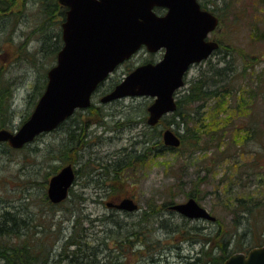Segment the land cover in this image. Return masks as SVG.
I'll use <instances>...</instances> for the list:
<instances>
[{
  "label": "rangeland",
  "instance_id": "1",
  "mask_svg": "<svg viewBox=\"0 0 264 264\" xmlns=\"http://www.w3.org/2000/svg\"><path fill=\"white\" fill-rule=\"evenodd\" d=\"M23 1L27 2L19 4L21 5L19 7L23 8V12L20 14L12 17L0 14V80H8L9 83L5 97L11 108L7 114L8 120H10L7 129L11 131L18 128L34 109L39 93L45 87L43 84L46 82V70L55 63L58 52L56 50L54 54L52 51H48L51 45L54 46L52 38H47L49 42L45 43H42L44 40H40L42 36L39 33L42 35L44 33L48 34L51 31L53 32L54 29H51V26H48L49 29L45 28V26L42 28L41 23L37 21L34 15V12H36L34 0ZM199 2L206 9H213L212 11L219 17L220 22L209 35V38H215L219 41L220 47L205 60L192 64L186 74V80L198 74L203 68L205 69L208 60L214 63L226 56V60L232 66L234 73L233 76L231 75L230 88L233 80H236V84L244 88L243 90L246 91L245 95H248L252 88L257 89L256 85H260V74L264 76V0H199ZM157 12L162 11L157 10ZM50 42L53 44H50ZM161 54V51L151 53L146 48H141L131 59L117 66L114 72L93 93L91 106L89 107L98 106L100 107L97 108L99 112L95 109L87 111L86 109L89 107L78 109L71 118L60 123L56 129L39 134L32 142L20 148L13 149L8 142L0 141V143H3L0 144V210H4V208L13 210L17 221L27 218V223L30 221L28 225L35 229L39 222L38 213L41 211L42 213L44 211L48 212L51 209L49 206H45V202L42 201L43 195L46 193L47 180L51 177L48 172L51 168L53 169V166H56V170H59L66 164L55 157L50 159L51 153L56 152L59 155L61 149L65 147V143L72 142L66 132L71 126L74 125V129H77V132H81L77 128V124L81 128L83 125L85 131L89 132L86 135L80 134L82 137H78L77 132H75V138L85 139L82 147L78 145L80 147L78 150L79 154H82L80 159L82 161L88 160L89 167H93V169L90 172V176L83 175L89 168L81 171L79 167L82 163L81 160L72 164L76 170L79 169V175H77L74 185L70 189L69 199L74 198V194L86 196L83 204L79 205L83 209V213H88L89 217L94 218H98L100 215L109 217V222L98 221L92 227L89 226L88 221L84 222L83 226L86 229L88 228L89 237H103L105 235V226L109 230V227L116 220H119V224H122L121 231L125 233L128 230L131 231L134 228L132 223L139 220V214L147 206L148 201L162 204L164 200L170 199L169 194L173 195L171 196L172 203L187 200L188 190L191 189L193 184L192 180L197 175L203 176L207 173L204 165H201L200 159L204 155H209L213 151L212 148L206 151L204 146H199V148H195L196 150L193 153L190 152L191 147L187 145L182 150L164 149L162 153L159 152L158 155L152 157L151 161L146 160L145 162L137 163V165L134 163L129 168L121 170V176L116 182L121 189L116 191L117 194L114 193L102 200L105 195H108V191H105L106 194L102 192L109 185L108 179H110L112 173L108 178L101 175L103 168L100 165H105L106 162L109 163L112 160L116 163L120 161L123 163L122 160H126L129 157L135 160L133 153L140 154L150 147L144 141V138L150 137L147 130L148 126L145 125V121L144 123L139 121L137 124L136 121L142 117H147L146 108L151 103L152 98L149 96H126L125 98L105 103L101 102L100 98L113 89L114 85L120 82L123 76L136 65L147 62V60L156 61ZM187 85L188 83H185L183 87ZM262 87L261 89H264ZM252 91L255 90L253 89ZM258 92L259 94L256 96L260 95V89ZM239 93L240 91L236 92L237 95ZM262 94L257 97L258 100L255 102L260 103L259 101L264 99L263 90ZM252 100L250 102H253ZM241 109H244L243 106ZM218 111L221 115L220 109ZM96 114L101 117L98 119L95 116ZM206 114L207 112H205V116ZM231 115L235 124H243L244 120L239 121L236 114ZM243 119L247 120L244 117ZM95 121H102L103 124H99V126L93 125ZM88 126H91V128H86ZM167 127H172L175 130V125L173 124L168 126L161 124L156 129L162 131ZM143 128L146 129L145 131L143 130L144 134L141 136ZM175 131L177 132V130ZM258 147V144L246 141L241 143V145L234 146V148L226 149L219 157L221 161L215 170L217 173L216 177H207L206 175V179L201 181L203 183L197 188L199 189V195L196 201L200 202L213 215H218L220 218L226 215L225 217L229 218L230 215L226 214L223 207L217 205L214 197V188L223 187V184L219 185L217 178L222 172L228 173L229 176H231V173H235L236 168L232 165L243 166V162H249L253 150H257ZM155 150L156 147H154L153 151ZM151 155H154V153ZM243 172V175H241L243 177L242 180L236 179L241 182L237 185H248L250 190H254L252 192L253 196L264 195V190L257 191V189H254L259 177H254L252 170L247 166H243ZM245 173L250 174L254 179L251 180L246 177ZM238 175H240L239 172H237ZM28 177L34 180L26 181ZM106 179L107 181H105ZM102 181L105 185H103ZM237 191H240V189ZM120 196L134 197L140 209L131 216L122 213L113 214L112 216L110 208L105 206V201L117 199ZM64 204H68V201ZM70 206L73 205L70 204ZM63 208H66V206ZM66 212L59 207L57 209L58 214L53 216V221L46 219V217L40 219L43 221V225L46 227L51 226V229H53L56 222L61 221L60 241L58 240L57 245H60L65 236L71 232V220L62 218L64 215L66 217ZM159 213L172 216L168 208L160 209ZM172 218L174 217H170L171 220ZM200 220H203L200 222L207 229L215 226V223H212L211 220ZM146 224L142 231H144V234L146 233L148 244L151 240L152 246L150 245V248H147L148 250L145 252L127 254V257H125L127 262L124 264H182L180 258L183 255L189 252L192 253L199 248L198 244H192L191 240H189L179 243L181 249H179L180 247L176 249L174 245L177 244L175 242L168 244L165 241L164 230L155 228L150 231L149 226ZM153 249L154 252L150 254L149 252ZM163 251H168L167 257L165 254H161L160 257L152 258L151 255L155 254V252ZM178 251L180 252L177 255ZM140 254L143 257L138 259L137 257ZM54 260H56L55 256L50 262Z\"/></svg>",
  "mask_w": 264,
  "mask_h": 264
},
{
  "label": "trees",
  "instance_id": "2",
  "mask_svg": "<svg viewBox=\"0 0 264 264\" xmlns=\"http://www.w3.org/2000/svg\"><path fill=\"white\" fill-rule=\"evenodd\" d=\"M26 2L23 0H0V14L7 17L18 15L23 12V8L19 7L21 6L19 4ZM33 3L36 4L34 15L37 21L41 23L42 28L51 26V29H54L51 33L39 34L42 36L40 40H44L42 43H45L47 38L54 39V46L50 51L55 54L62 43L59 24L65 17V8L59 4L58 0H34ZM23 5L25 6V4ZM29 58L31 59V57ZM231 68L232 66L226 60V56L214 63L208 60L205 69L203 68L198 74L185 81L188 85L182 87L178 92L176 109L171 114L163 116L154 126L145 124L148 126L147 130L150 137L144 138V141L150 146L149 149L144 150L140 154L133 153L135 160L129 157L126 160H122L123 163L121 161L116 163L110 158L111 162L100 165L103 168L101 175L108 178L112 173L110 179H108L109 185L102 192L106 194L105 191H108V195H105L106 197L104 196L102 200L114 193L117 194L116 191L121 189L116 182H118L121 170L124 168H129L134 163L137 165V163L145 162L146 160L151 161L152 157L158 155L159 152L162 153L164 149L182 150L186 145L191 147V153L199 146H204L206 151L209 148L213 149L209 155H204L200 159L201 165H204L207 173L203 176L197 175L192 180L191 189L188 190V196L196 199L199 195V189L197 188L203 183L201 181L206 179V175L207 177H216L217 173L215 170L221 161L219 157L225 150L230 149V147L234 148V146L241 145V143L246 141L258 144L259 147L257 150H253L250 161L243 162V166L251 169L254 177H259L254 189H257V191L264 190V99L259 101L260 103L255 102L258 100L257 97L263 95L262 90L264 91V89H261V86L264 88V76L260 74V85H256L257 89L252 88L250 93L245 95L246 91L243 90L244 88L234 82H232V87L230 88L229 84L233 74ZM8 85V80H0V129L7 128L10 121L7 114L11 108L5 97ZM43 85L45 86V82ZM253 89L255 91H252ZM259 89L260 95L256 96L259 94ZM237 91H240L238 95L236 94ZM253 97L256 99L254 100ZM251 99H253V102H250ZM242 106L244 109H241ZM97 108L100 107L92 106L86 110L95 109L99 112ZM219 109L222 113L221 115L218 111ZM205 112H207L206 116ZM231 114H236L237 120H244L245 123L235 124ZM95 116L98 119L101 117L99 114ZM243 117L247 120L243 119ZM140 119L144 123L145 117ZM161 124L166 126L175 125V130L181 136L180 147L169 148L164 146L160 134L161 131L156 129ZM77 128L81 132H77V129H74V125L67 129L66 132L72 142H66L59 155L56 152L51 153L50 159L55 157L65 163L72 164L81 160L82 154L80 155L78 150L82 147L85 139H78V137H82L80 134L86 135L89 132L85 131L83 125L81 128L77 124ZM145 129H142L141 136L144 134L143 130L145 131ZM75 132L78 134L77 138L74 137ZM154 147H156L155 151H153ZM152 153L154 155H151ZM81 162L79 165L81 171L89 168L83 175L90 176L93 167H89L88 160H81ZM232 166L236 168L235 173H231V176H229L228 173L222 172L217 181H219V185L223 184V187H216L213 191L217 205L223 207V210L230 217L227 218L224 215V217L220 218L217 215L216 219L212 221L215 226L210 229L201 224L200 221L203 220H192L171 210L169 205L173 202L171 201V196L173 195L169 193L170 199L164 200L162 204H158L155 201L147 202V206L139 214V220L133 223L134 231L133 229L126 231V233L121 231L122 224L116 227L110 226L109 230L105 226V235L98 238L96 236H93V238L89 237L88 228L86 229L83 226L84 222L88 221L89 226L92 227L97 220L109 222V217L102 215L101 218H94L89 217L88 213H83L79 205L83 204L86 196L84 197L80 194H74V198L69 199L68 197L63 202L55 204L51 203L46 197V193H44L42 201L45 202V206H49L51 209L48 212L44 211L42 213L41 211L37 215L39 222L35 229L28 225L30 221L27 223V218L17 221L15 212L4 208V210H0V264H47L54 256L56 261H64L65 264H124L127 262V259H125L127 254L145 252L148 250V246L151 245V240L148 244L146 233L144 234V231H142L146 227V223L150 231L155 228L164 230L165 241L168 244L175 242L177 244L174 245L176 249L180 247L179 243L189 240H191L192 244L199 245L197 250L192 253L189 252L180 258L182 264H222L234 251H245L256 245H264V195L253 196L252 192L254 190H250L248 185H237L241 182L236 179L242 180L243 178L241 176L244 173L243 166ZM55 167L53 166V169L51 168L48 172L50 176L57 171ZM78 172L79 169L76 170L77 175H79ZM237 172L240 175L237 176ZM245 174L251 180L254 179L250 174ZM28 180L33 181L34 179L28 177L26 181ZM239 189L240 191H237ZM7 201L9 202V200ZM67 201L68 204H64ZM70 204L73 206H70ZM65 206L66 208H63ZM59 207L64 212L68 211L66 212V217L63 214L62 218L71 220L72 224L71 232L65 236L60 245H57L60 238L61 221L56 222L53 229H51V226L46 227L43 225L44 223L40 219L46 217V219L53 221V216L58 214L57 209ZM165 208L171 211L170 214L172 216L159 213L160 209ZM170 217L174 218L171 220ZM42 226L44 227L41 229ZM56 248L58 250L55 251ZM167 252H155L151 256L153 259L160 257L161 254H165L167 257ZM179 252H177V255ZM142 257L143 255L140 254L137 258Z\"/></svg>",
  "mask_w": 264,
  "mask_h": 264
},
{
  "label": "water",
  "instance_id": "3",
  "mask_svg": "<svg viewBox=\"0 0 264 264\" xmlns=\"http://www.w3.org/2000/svg\"><path fill=\"white\" fill-rule=\"evenodd\" d=\"M67 6L61 22L62 46L56 63L47 73L45 89L34 109L17 129H0V141L20 148L38 134L49 132L76 109L90 106L93 92L114 67L130 57L141 45L151 52L164 48L157 62L137 65L101 102L129 96H152L147 107L148 125L176 109V95L184 84L189 66L200 62L219 46L206 39L219 23L218 17L202 9L198 0H59ZM166 8L161 15L154 8ZM164 144L179 146L180 135L173 129L162 131ZM76 173L63 165L47 182V197L58 203L68 195ZM108 204H113L108 202ZM117 208L138 207L132 197H124ZM171 209L189 218L214 220L215 216L193 197L172 204ZM52 264H59L57 262ZM223 264H264V246L246 253L234 252Z\"/></svg>",
  "mask_w": 264,
  "mask_h": 264
},
{
  "label": "flooded vegetation",
  "instance_id": "4",
  "mask_svg": "<svg viewBox=\"0 0 264 264\" xmlns=\"http://www.w3.org/2000/svg\"><path fill=\"white\" fill-rule=\"evenodd\" d=\"M96 125V124H95ZM86 128H88V129H90L91 128V126H88V127H86ZM85 197V196H84ZM122 198H123V196H122ZM121 199V196L119 197V198H117V199H112L111 201V203H118L119 202V200ZM109 206V205H108ZM109 208H110V210H111V215L113 216V214H120V213H122V214H124V215H128V216H131L135 211H133V210H131V211H127V210H124V209H118V208H116L114 205H110L109 206ZM119 220H116V221H114V223H112V227H116L117 225H120L119 224V222H118ZM115 229H117V228H115Z\"/></svg>",
  "mask_w": 264,
  "mask_h": 264
},
{
  "label": "bare ground",
  "instance_id": "5",
  "mask_svg": "<svg viewBox=\"0 0 264 264\" xmlns=\"http://www.w3.org/2000/svg\"><path fill=\"white\" fill-rule=\"evenodd\" d=\"M217 16H218V15H217ZM218 18H219V17H218ZM53 40H54V39H53ZM46 42H49V39H47ZM50 44H53V43L50 42ZM52 47H53V46L51 45V46H50V49H52ZM50 49H49L48 51H50ZM231 72H233V68H231ZM233 74H234V73H233ZM233 74H232V76H233ZM233 82L236 83V80H235V81L233 80ZM135 121H136V120H135ZM139 121L141 122V119H137L136 124H137V122H139ZM142 122H143V120H142ZM81 209H82V208H81ZM82 211H83V209H82ZM38 214H39V213H38ZM101 216H102V215H100V216H98V217L101 218ZM32 219H33V217H32ZM97 222H98V220H97ZM133 223H134V222H133ZM133 223H132V225H133ZM133 231H134V229H133ZM138 238H139V237H138ZM139 239H140V238H139ZM140 241H141V240H140ZM148 248H150V246H148ZM153 252H154V249L151 250L149 253L152 254Z\"/></svg>",
  "mask_w": 264,
  "mask_h": 264
}]
</instances>
